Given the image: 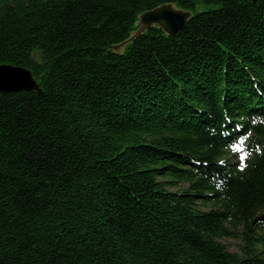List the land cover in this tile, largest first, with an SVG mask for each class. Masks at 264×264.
Masks as SVG:
<instances>
[{
    "label": "trees",
    "instance_id": "1",
    "mask_svg": "<svg viewBox=\"0 0 264 264\" xmlns=\"http://www.w3.org/2000/svg\"><path fill=\"white\" fill-rule=\"evenodd\" d=\"M0 64V264H264V0H0Z\"/></svg>",
    "mask_w": 264,
    "mask_h": 264
},
{
    "label": "water",
    "instance_id": "2",
    "mask_svg": "<svg viewBox=\"0 0 264 264\" xmlns=\"http://www.w3.org/2000/svg\"><path fill=\"white\" fill-rule=\"evenodd\" d=\"M190 16L191 12L180 9L174 4H163L140 15L141 25L136 35L156 24L169 35H176L185 26ZM33 90L41 92L30 69L12 64H0V93ZM258 221H264V216L257 217L254 223Z\"/></svg>",
    "mask_w": 264,
    "mask_h": 264
},
{
    "label": "rangeland",
    "instance_id": "3",
    "mask_svg": "<svg viewBox=\"0 0 264 264\" xmlns=\"http://www.w3.org/2000/svg\"><path fill=\"white\" fill-rule=\"evenodd\" d=\"M212 7H217L216 5H202L199 7L200 10L204 9H209ZM127 42L123 43V44H118L116 45V47H114L115 50H123L124 46ZM37 56V55H36ZM243 157V158H241ZM247 158V155L243 152H237L234 156V160L235 161H240L243 162V160H245ZM263 216V215H261ZM222 242L227 246V248L232 251V252H240V244H241V240L239 238H235V237H225L222 239Z\"/></svg>",
    "mask_w": 264,
    "mask_h": 264
},
{
    "label": "snow or ice",
    "instance_id": "4",
    "mask_svg": "<svg viewBox=\"0 0 264 264\" xmlns=\"http://www.w3.org/2000/svg\"><path fill=\"white\" fill-rule=\"evenodd\" d=\"M241 158H243V157H241Z\"/></svg>",
    "mask_w": 264,
    "mask_h": 264
}]
</instances>
